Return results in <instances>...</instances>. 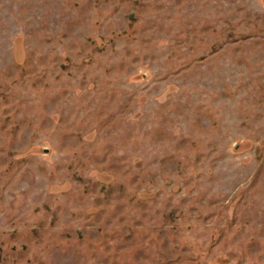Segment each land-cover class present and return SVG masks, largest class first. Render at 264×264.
<instances>
[{"label": "rangeland", "instance_id": "1", "mask_svg": "<svg viewBox=\"0 0 264 264\" xmlns=\"http://www.w3.org/2000/svg\"><path fill=\"white\" fill-rule=\"evenodd\" d=\"M0 264H264V0H0Z\"/></svg>", "mask_w": 264, "mask_h": 264}]
</instances>
